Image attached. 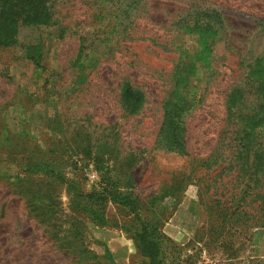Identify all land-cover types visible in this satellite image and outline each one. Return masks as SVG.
Returning <instances> with one entry per match:
<instances>
[{"label":"rangeland","instance_id":"rangeland-1","mask_svg":"<svg viewBox=\"0 0 264 264\" xmlns=\"http://www.w3.org/2000/svg\"><path fill=\"white\" fill-rule=\"evenodd\" d=\"M133 1L54 0L53 27L21 29L15 46L0 47V264L143 263L124 207L108 203L102 227L85 217L71 225L64 217L78 213L70 212L66 186L56 190L48 179L57 213L43 223L30 212L17 178L28 165L58 171L70 160L63 175L89 192L100 177L93 158L101 173L110 167L121 191L140 200L143 218L173 243L167 264H263L264 227L228 218L231 206L220 209L210 195L215 184L203 189L204 174L216 166L200 163L215 147L227 89L264 50V0H142L124 15ZM193 11L221 15L216 37L176 26ZM79 36L87 40L77 59ZM36 45L38 67L26 50ZM179 45L190 56L197 52L184 154L169 150L160 135ZM124 81L144 94L135 113L119 103Z\"/></svg>","mask_w":264,"mask_h":264},{"label":"trees","instance_id":"trees-1","mask_svg":"<svg viewBox=\"0 0 264 264\" xmlns=\"http://www.w3.org/2000/svg\"><path fill=\"white\" fill-rule=\"evenodd\" d=\"M141 2L142 0H135L126 5L124 15H128L129 9ZM56 8L54 0H0V47L15 46L21 29L53 27L57 19ZM222 22L220 14L193 11L180 18L175 24L187 29L188 33H197L209 39L212 36L216 37L220 32ZM260 27L264 37V21H261ZM78 39L77 59L81 57V51L85 48L87 40L83 36H79ZM27 49V59L38 67L40 46H26ZM173 49L177 57L168 74L170 91L162 105L160 135L165 136L169 150L184 154L185 120L197 100L196 92L189 94V90L194 88L192 74L196 68L193 58H197V52H193L190 56L189 53L182 52L181 45ZM240 76L225 93L223 100L225 116L222 119L215 147L210 156L200 163V168L205 170L210 166H216L211 175L207 171L204 174L208 179L203 189L208 192L209 182H213L215 185L210 195L215 198L214 203L220 209L227 204L231 206L228 218L238 225L250 223L256 225V228H262L264 227V50L249 64L248 73L245 75L243 72ZM144 99V94L136 90L129 81L122 83L119 103L125 111L135 113L143 105ZM99 163L101 162L97 161V158H93L92 164L95 171L100 173V177L97 185L89 192L81 191L77 181H71L63 175L62 167L70 168V160L69 163L66 161L60 164L58 171L50 169L47 164L28 165L30 167L26 174L17 178L23 195L27 198L30 212L43 223L50 222L57 213L59 206L56 204V196L52 197L48 193L50 184L47 180L51 179L57 183L56 190L63 184L66 186L70 212L78 213L75 218L64 217L71 225L82 224L84 218L81 217H85V220L93 226L102 227L103 214L108 203L124 207L136 224L134 231L131 232V238L136 251L144 260L142 264H167L166 255L174 248L173 243L162 234L160 225L143 218L141 215L143 206L140 200L133 193L121 191L117 177H111L110 167L106 168L105 173H101ZM34 168L41 173L35 172ZM35 175H37L36 179L33 177ZM60 222L67 223V221Z\"/></svg>","mask_w":264,"mask_h":264},{"label":"built area","instance_id":"built-area-1","mask_svg":"<svg viewBox=\"0 0 264 264\" xmlns=\"http://www.w3.org/2000/svg\"><path fill=\"white\" fill-rule=\"evenodd\" d=\"M89 178L91 181H94V180H96L97 176L94 173H90Z\"/></svg>","mask_w":264,"mask_h":264}]
</instances>
